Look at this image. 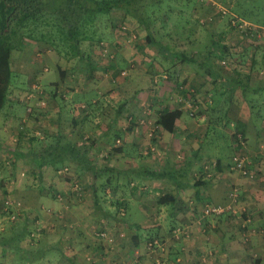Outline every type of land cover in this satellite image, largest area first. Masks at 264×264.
<instances>
[{"label":"crops","instance_id":"1","mask_svg":"<svg viewBox=\"0 0 264 264\" xmlns=\"http://www.w3.org/2000/svg\"><path fill=\"white\" fill-rule=\"evenodd\" d=\"M259 2L263 7L261 0H231L230 7L214 1L211 6L217 13L219 9L228 10L229 17L257 29L258 37L216 24L210 28V34L218 40L195 47L201 52L193 49V62L179 61L174 53L161 57L157 49L145 46L143 41L138 46L131 44L129 37L137 36L132 24L123 25L127 31H120L116 41L106 43L107 49L109 44L114 45L106 53L105 25L96 28L91 40L80 44L77 57L57 53L46 42L29 39L12 51L15 55L11 52V74L24 78L25 88L17 90L24 93L36 85L33 79H39L37 84L47 89L57 111L45 121L51 125L49 134L75 146L87 145L83 161L91 165L87 163L88 169H80L70 162V176H62L51 166L39 175L34 169L32 175L45 180L47 187L39 185L30 203L25 197L23 203L12 201L21 202L20 212L26 217L19 220L20 227H11L8 233L0 235V264H153L157 257L161 264H264V152L260 148L264 146V120L256 122L258 115L264 114V64L261 70L257 66L260 60L264 63V57L260 59L257 52L264 50V8L258 12L255 8ZM136 26L139 29L135 31L144 37L145 32ZM220 34L230 37L229 41H222ZM257 40L262 46L257 47ZM187 53L193 58L190 50ZM103 57L119 60L117 70L125 73H120L121 113L116 114L119 109L113 111L106 124ZM222 58L234 68L233 72L226 74L220 67ZM164 64L165 68L161 66ZM242 64L246 70L244 76H239ZM173 82H181L184 87L180 93H185L184 99L188 100L185 107L177 104L179 97L170 85ZM15 86H9V100L5 111L0 112V160L6 156V160L15 163L14 169L18 165L25 171L33 168L27 149L35 145L31 127L36 121L13 109L10 97ZM191 92L197 98L193 116L185 109L191 107ZM90 102L94 103L90 119L95 126L90 121L91 127H87V117H83L79 106ZM177 109L181 116L173 132L159 127L155 137L149 138L146 122L155 124L163 111ZM19 121L23 124L17 129ZM141 121L145 124L140 125ZM22 126L27 128L25 132ZM110 133L115 138L106 141ZM20 135L31 137L25 150L19 147L20 143H10ZM236 135L245 141L242 152L255 171L253 180L229 171L236 152ZM9 145L13 146V157L7 154ZM209 161L215 163L210 170L204 165ZM90 166L108 179L112 191L105 190V198L110 200L116 194L117 206L100 203L102 193L96 187L101 181L93 180ZM16 174L17 178L30 179L26 171ZM71 176L81 187L80 197L72 181L67 184L61 179ZM78 176L82 183L75 179ZM13 182L12 193L19 188L18 182ZM31 184L22 189L32 190ZM7 188H2L6 195L10 191ZM233 190L238 199L235 213L199 221L205 204H227ZM57 192L64 196L63 202L55 198ZM165 194H170L175 203L159 205L158 199ZM122 206L125 210L121 216ZM166 226L169 236L163 231ZM174 227H184L188 237L172 238ZM103 229L113 237L112 247L97 239L96 233ZM153 238H160L163 254L146 250L147 241Z\"/></svg>","mask_w":264,"mask_h":264},{"label":"trees","instance_id":"2","mask_svg":"<svg viewBox=\"0 0 264 264\" xmlns=\"http://www.w3.org/2000/svg\"><path fill=\"white\" fill-rule=\"evenodd\" d=\"M143 1L0 0V112L6 105L9 95L12 75L9 67L10 54L13 50L21 48L24 39L40 40L52 47L60 46L66 51L67 55L77 57L80 55V44L91 40L96 28L100 26L103 20L105 22L111 20L114 13H121L122 20H130L138 24L145 32L143 44L157 49L161 57L174 53L179 61L193 62L195 60V55L192 53L193 49L200 52L201 50L196 49L195 46L191 47V44L195 41H192L190 35L180 34L178 40H181L186 47H191L187 50H190L193 58L188 55L187 51H176V45H174L176 43L173 46L168 42L166 43L162 37L158 36L159 30L154 28L159 16L155 17V11L152 8L159 9L163 0H153V3L150 4H143ZM46 28H49V30L46 32L42 30ZM210 42L213 43V40ZM207 54L210 55L211 53L208 52ZM245 82L248 81L246 80ZM83 104L86 105V111H82L83 117H87L86 121L91 120L90 116L94 103ZM120 108H118L119 110L116 111V114L121 113ZM180 116L181 111L178 109L173 111L165 110L159 115L156 124L163 131L172 133ZM48 139L45 135H33L32 140L35 145L27 149L29 160L33 168L37 170L38 175L49 166L56 169V171L67 168L69 172L71 170L68 167L70 162H73L80 169H88L87 166L85 167L87 163L91 165V162L86 163L83 161V156L88 150L87 145L75 146L55 136L53 139L52 137L50 140ZM11 165L13 167L15 163H11ZM90 169L93 173V180L101 181L96 189L98 188L105 198V190L112 191L110 189L111 186H109L110 183H107L108 179L105 180L104 176L96 173L91 166ZM152 176L160 178L156 174ZM73 184H76V182H73ZM94 191L96 192V190ZM78 193L80 197L81 187ZM96 196L98 197V195ZM157 203L159 205H169L174 204L175 201L170 194H165L158 199ZM102 228H104V225H102ZM19 235H21V232ZM256 261L259 263L257 259Z\"/></svg>","mask_w":264,"mask_h":264},{"label":"rangeland","instance_id":"3","mask_svg":"<svg viewBox=\"0 0 264 264\" xmlns=\"http://www.w3.org/2000/svg\"><path fill=\"white\" fill-rule=\"evenodd\" d=\"M183 1H185V0H163V3L159 9H157L155 7L152 8L155 11V17L157 15L159 16V18L156 20L155 25H154V28L159 30L158 36L162 37L166 43L168 42L172 46L174 43H176V44H174V45H176L175 50L178 52L188 51L187 49L190 47V46L186 47V45L183 44V42L181 40H178V37L180 34L191 36L192 41H195L193 44H191V47L192 46L198 47V45L203 47L204 45L208 44L213 39L218 40L217 38H215L214 35L212 36L210 34V28L212 26L214 28V26L216 24H218L219 26H222L224 28L231 27L229 24V19L231 17L235 18L234 16H231V17H229L228 15L222 16L221 14H219V12L217 13L216 9H213L214 6L213 5L211 6L212 3L206 4L204 6L203 4H201L199 2V0H191L190 3H183ZM214 1L219 5H223L225 7L226 6L230 7V1L231 0H213V2ZM262 2H264V0H261V3ZM150 3H153V0H144L143 1V4H150ZM237 4L243 6V5H245V2H239V3L237 2ZM261 7L262 6H261L260 2L257 3L255 5V8L257 9L256 11L257 12L259 10L261 11V9L264 8V6L262 8ZM259 16H260V13L258 14V18H259ZM209 18H211L212 20L211 19L209 20ZM258 18H256V20L259 21L260 19H258ZM235 19H237V18H235ZM262 19L263 18H261V20ZM163 21H164V23H163ZM131 24L134 27H136V29L134 28V32L137 34V36H135L134 39L133 38L130 39L131 37H129L128 40L131 42V44H135L136 46H138L139 44L142 43L144 37H140L141 33H139V31L138 32L135 31V30L139 29L136 26L137 25L136 23H134L130 20H124V19L122 20V14L121 13H114L112 15L111 20H109L107 22H105V20H103V22L100 25H105V28H107V29H105V53L108 49L114 48V45L110 46V44H109V46H108L109 48L107 49V44L109 42H114L118 39V36L121 35V32H120L121 27L123 25L131 26ZM42 30H45V32H46L49 30V28L42 29ZM220 35H221L220 38L221 39L223 38L222 41H229L230 37L227 38L226 34H220ZM217 36L218 35H216V37ZM256 45H257V47L262 46L261 42L258 40L256 42ZM50 47L52 48L53 51H56L57 53H61V54L66 53V51L60 46H55V47L50 46ZM257 52L261 55L260 59H263L264 50L258 49ZM12 53H13V55H15V52H12ZM222 59L226 60L225 58H222ZM116 62H117L116 58L110 59L109 57H103V61H102L103 65H105V66H103V67H105V124H106L107 120L109 121L111 119L112 112L116 111L119 108V105L121 103V100L119 99V96H121V92H120L121 89L119 87V83L121 81V79H120L121 74L120 73H121L122 69L120 71L117 70V67L119 68L120 64H118L119 60H118L117 64H116ZM262 62L263 61L260 60V63L257 64V66H260L259 67L260 70L263 67L262 64H264ZM220 63H221V61H220ZM243 65L244 64H242V66L240 68L239 76H241V75L244 76L243 73H245V72H243V71H245L246 68ZM155 66H157V65H153L154 68H155ZM161 66H163L165 68L166 64L161 65ZM161 66L158 65L157 67L160 69ZM220 67H222V69L225 71L226 74L233 72V69H234L230 65H222L221 64ZM43 68H45V67H43ZM254 72H257V71L255 70ZM118 75H119V77H118ZM155 75H153V76H155ZM256 77H258V75H256ZM35 79H37V78H35ZM38 80L34 81V79H33L32 81H33V83L35 82L34 84H36L37 86L40 87V90H42L44 92L46 91L45 93L43 92V98L45 100L46 107L38 109L37 102L36 101L33 102V105L38 110V112L35 113L36 116H35V118H33V120L36 122L35 123L33 122L35 125L33 124L31 129H32L33 135H36V136L45 135L49 138L48 140H50L51 137L53 139V136H51L49 134V128L51 127V125H46L45 121L47 120L48 117L52 118L54 115H56L57 111H55L56 108H55V105H53V103H52V99L51 98L49 99V97H48L47 89H45L43 87V85H41L40 83L37 84ZM86 82H87V79L85 80V83ZM14 84H16V86H15V89H13V91L11 92L10 102L13 106V109L17 110V114H18V112H21L22 114L23 113L26 114L24 101H25L26 94L31 89L29 90V88H27L25 91H23L24 93H21L20 90H17V89L25 88L24 78L20 75H17V76L15 74L13 76L11 75L10 86L14 85ZM170 85H173V87H172L173 93H175L179 97L177 104H179V105L181 104L182 105L181 107H183V106L185 107L186 104H184V103L186 101L188 102V100L184 99V97H186L185 93L184 94L180 93V91H183V89H184V87H181L182 86L181 82H173ZM258 85L259 84L256 83V86H258ZM191 87H193V86H191ZM189 89L192 90L193 88H189ZM190 94H191L190 98H188V99H189V102H191L190 103L191 107L189 106V107H186L185 109H188L189 113L192 111L194 114L196 112H195V110H193V107L195 105L197 98L194 99V96H193L194 93L193 92H191ZM8 100L9 99H7V102H8ZM7 102H6V104H7ZM49 110H50L51 114H50ZM24 118L25 117H23V119ZM258 118L259 119L256 122H258V121L262 122L264 120V114L258 115ZM90 121L91 120H87V123H86L87 127H91V125L88 123ZM19 122H17V124L15 125V127L17 129H19V127L22 123L21 121H19ZM91 123H92V125L95 126V124H93L92 121H91ZM26 129L27 128H24L22 126L23 132H25ZM16 136H17V134H16ZM20 136H22V138H20ZM20 136H18V140H17V138H14V141H12L10 143H12V145L15 143H17V144L20 143L19 147L22 150H25L28 148L27 143L29 142V139H31V137L28 135L27 136L26 135L25 136L20 135ZM109 138L114 139L115 138L114 133H110L109 135H106L105 140L107 141ZM12 145H9L10 147L9 146L7 147L8 148L7 154H8V156L11 155L10 157L14 156V153H13L14 151L10 149L11 147H13ZM234 145H236V141H235ZM5 157L4 156L1 157V160H0V235L8 233V231L10 230L11 227H14V228L20 227L19 220L20 221L23 220L21 217H19L16 221H14V224L9 223V222H12L8 219L9 213L10 214L12 212L14 213L15 210L13 207H10V206L8 208H6L5 201H9L11 203H13L12 201H21L23 203V201H24L23 197H25L26 198L25 201L30 203V202H32V199L35 197V195H36L35 191L39 185H40L39 187H43V186H45V188L47 187L45 184V180L41 181V180L37 179V177H34L32 175V173L35 171L34 168H30V169H26V170L24 169L26 171L27 175H29L30 179L25 178V177L24 178L23 177L17 178V174H16L17 171L19 173H22V172L24 173L25 171L17 168L18 165H17V167H15L16 169H14V167H12L11 163L8 160H6ZM21 162H23V161H21ZM212 162L213 161H209V163H211V165H212ZM204 165L206 166L207 164L205 163ZM68 167L70 168V166H68ZM12 173L16 177L12 178ZM71 173L72 172L70 170L67 173L68 175L65 173V174H62V176L63 175L70 176ZM73 177L74 176H71L69 178L61 177V179H63L67 184H70V181H72V182L74 181ZM75 179L77 181H79L80 183H82V179L80 176L76 177ZM13 181H17L18 184H16V185L19 186L18 189H15L14 193L11 192L12 191L11 187L14 183ZM5 182H8L9 185L3 184ZM30 183H32L31 187H33L32 190H34V191L30 190L29 188H28L29 190L22 189V187H24V185L26 186V185H29ZM128 184H130V183H128ZM5 187H9L7 189H10V191L7 192V193H9L8 195L3 193V191L5 190ZM28 187H30V186H28ZM2 188L4 190H2ZM45 190H47V189H45ZM18 191H21V193L17 194ZM58 194L59 193L57 192L56 194H54V196L56 197ZM112 195H113L112 199H110V200H108L107 198H104L102 196V198H99L100 203H104V204L110 203V204H114L115 206H117L118 205V200H117L118 196L116 194H112ZM110 196H111V194H110ZM50 197L54 198L52 194ZM61 197L62 198H61V200H59V202H63L64 196H61ZM88 203L91 205L92 202L90 199L88 200ZM214 205H218V204H214ZM5 209H7V210H5ZM23 216L26 217L25 214ZM28 217H29V219L32 218L31 215ZM104 225H105V223H104ZM164 229L165 230H163V231H164V233H166L165 235L169 236V230H170L169 226H166ZM173 230L174 229H172V231ZM181 237H183V236H181ZM184 237H186V236H184ZM156 239H160V238H156ZM165 241H166V239L164 240V243H165ZM157 252H159V251H157Z\"/></svg>","mask_w":264,"mask_h":264},{"label":"built area","instance_id":"4","mask_svg":"<svg viewBox=\"0 0 264 264\" xmlns=\"http://www.w3.org/2000/svg\"><path fill=\"white\" fill-rule=\"evenodd\" d=\"M208 1L209 3H213V0H200L201 3ZM219 14H221L222 16H227L229 15V11L226 9H219ZM229 24L231 26V28L238 33H246L247 35H249L250 37H258V30L253 28L250 25H247L244 22L239 21L238 19L235 18H230L229 19ZM121 31L125 32L127 31V27L126 26H122L121 27ZM131 38H135L134 36H130ZM222 65H229V63H227L225 60L221 61ZM122 75H125L124 72L121 73ZM36 101L37 105H38V109L39 108H44L46 107V103L45 100L43 98V91L40 90V87L37 85H34L33 87H31V91L28 92L25 96V101H24V105H25V111H26V116L28 117H34L36 116V112H38V110L34 107L33 102ZM80 109L81 110H85L86 111V105L82 104L80 105ZM190 116H193V112L191 111L189 113ZM148 125L146 127V129H148V137L149 138H154L155 137V133L156 130H159V126L154 122L150 123V122H146ZM145 122L141 121L140 125H144ZM236 152L234 153V155L231 157L230 160V165H229V171L230 172H235L238 173L240 176H242L243 178L249 179V180H253L255 178V171L250 169L251 163L249 161V158L247 157V155H245L242 150L245 146V141L242 139V137L240 135H236ZM117 143H119V141H116ZM261 150L264 152V146L260 147ZM207 165L205 166V168H207L208 170H210V167L213 169L215 167V163H206ZM59 172L61 174H67L68 173V169L67 168H63L60 169ZM73 189L77 192L80 191V186L78 184H74L73 185ZM61 195H57L56 199L59 201L61 200ZM229 202L227 204H218V205H214V204H205L200 212L199 217V221H202L206 218H211V217H219L221 215H224L226 213H235V204L237 199V191L233 190L230 195H229ZM5 205L6 208L13 207L14 208V213L12 212L11 214L9 213V220L14 222L16 221L19 217H22L23 215L21 214L20 210L22 209V205L20 202H14L11 203L9 201H5ZM7 210V209H5ZM124 206H122L119 210V215H124ZM31 236H33V233H31ZM180 236H188V231L186 229H184V227H176L173 231H172V237L173 238H178ZM96 237L98 240L104 242V244L106 245V247H112V243H113V237L109 234V232H107L106 230H99L96 233ZM120 238L123 237L122 234H120L119 236ZM146 250L149 251V253H155L156 251H159L160 253H164V247L163 244L161 243V241L159 239H151L149 241H147L146 243ZM117 264V263H114ZM153 264H161L159 258L157 257V260H155V262Z\"/></svg>","mask_w":264,"mask_h":264}]
</instances>
